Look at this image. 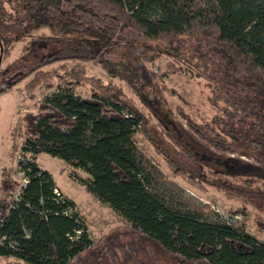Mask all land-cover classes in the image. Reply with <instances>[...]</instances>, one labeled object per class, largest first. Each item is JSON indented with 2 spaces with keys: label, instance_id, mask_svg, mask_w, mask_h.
I'll list each match as a JSON object with an SVG mask.
<instances>
[{
  "label": "trees",
  "instance_id": "trees-1",
  "mask_svg": "<svg viewBox=\"0 0 264 264\" xmlns=\"http://www.w3.org/2000/svg\"><path fill=\"white\" fill-rule=\"evenodd\" d=\"M13 1L15 12L0 15L22 38L31 37L39 46L70 39L87 53L58 57L52 48L48 58L0 71V99L17 86L31 101L38 88L54 90L15 129H22L23 137L22 160L15 169L20 168L27 183L20 186L13 180V167L0 176V264H101L102 258L121 254V261L129 262L125 254L138 251L137 244L118 243L120 237L149 243L186 263L264 264V240L258 238L264 231V0L0 4ZM34 33L40 34L32 37ZM12 39L0 33V60L9 58ZM119 49L143 66L144 89L161 111L151 108L146 114L126 102L124 91L113 82L123 75L101 60L105 52ZM162 58L168 61L159 76L150 67ZM64 59L100 66L109 80L89 75L81 65L43 70ZM182 65L210 81L214 94L209 117H191L178 103L165 108L166 91L186 103L163 82ZM77 87L86 95L77 94ZM138 137L162 160L168 177H180L200 192L210 187L240 200V207L229 212L235 216L249 208L255 229L249 231L242 222L231 225L217 215L210 220L179 200L160 197L136 153ZM41 154L86 174L87 179L71 177L129 227L93 244L74 202L37 164ZM68 209L71 215L64 214ZM113 239L116 245L103 257H93Z\"/></svg>",
  "mask_w": 264,
  "mask_h": 264
},
{
  "label": "rangeland",
  "instance_id": "rangeland-1",
  "mask_svg": "<svg viewBox=\"0 0 264 264\" xmlns=\"http://www.w3.org/2000/svg\"><path fill=\"white\" fill-rule=\"evenodd\" d=\"M18 5L16 1L12 4L1 3L0 14L14 13V9ZM0 33L12 37V49L7 60H0V71L4 68L16 70L18 67L29 66L35 60L42 57H50L52 48H54L55 55L58 57H66L70 55L86 54L87 50L83 51L80 44L72 40H67L61 44L54 43L47 46H39L31 41V37H23L21 31H17L12 22L3 21L0 15ZM40 34V33H39ZM37 34H31L36 37ZM70 41L71 43H69ZM61 46V47H60ZM85 52V53H84ZM78 53V54H77ZM81 53V54H80ZM104 65H110L117 69L123 75L124 79L119 77L113 79V82L120 86L125 93V100L129 104L143 110L146 114L151 113V108L156 111H161V107L155 104V100L148 97L144 89V78L142 79L141 69L142 65L137 62L131 55L123 49L107 51L101 58ZM166 58L153 64L151 70L159 76H162V66L167 62ZM66 66L81 65L89 75L96 76L103 81H108V76L101 69L100 66H95L90 62H72L68 59L61 60L59 64L44 67L43 70L49 71L55 69L58 65ZM181 71L174 72L167 77H163V82L167 88H172L185 100L186 103L180 102L176 93L166 91L164 95L165 108L173 109L175 104L182 105L186 113L191 117L199 118V116L209 117L211 115V98L214 91L208 86L210 81L202 78V76H194L190 74V70L182 65ZM54 91V90H52ZM52 91H45L43 88H38L34 92L35 99L31 101L23 92L22 86H17L11 92L0 99V176L8 168L14 169L12 178L16 183H21V178L16 174L17 162L22 160L19 153L23 142L22 129L15 130L20 125L24 114L33 111L36 105L43 97L50 94ZM77 94L86 95L84 90L79 87L75 88ZM153 101V102H152ZM160 107V109H159ZM153 134H158L154 128H151ZM136 153L143 158L144 168L150 175L154 188L158 195L165 199H175L182 202L185 207L193 209L195 212L207 216L208 219L213 220L216 215L223 221L230 222L231 225L238 226L240 222L246 225L249 231L255 229L256 224L252 220L253 212L245 207L244 212L232 216L229 209H236L240 207V200H231L224 197L218 190L208 187V191L200 192L193 187L186 185L180 177H168L167 170L162 160L157 157L153 149L145 143L141 138H136ZM16 149V151L13 150ZM12 155V156H11ZM36 162L42 170L47 171L55 181L59 190L76 205L77 211L85 222L87 233L96 244L102 237L112 235L115 236V229L129 227V224L118 214L114 213L108 206L98 202L88 191L73 178L87 179V175L83 172H73V169L64 164L61 160L52 158L46 154H41L36 157ZM72 174L74 177L72 178ZM1 195V194H0ZM261 208L264 209V203ZM111 232H113L111 234ZM110 237V236H109ZM259 239L264 240V231L258 235ZM119 242L135 243L136 251H128L126 256L130 257L129 262H123L124 254L119 255V258L108 259L102 258L101 264H192L186 263L175 256L169 257L163 254L160 250L154 249L149 243L141 244L140 241H134L128 238H117ZM116 239V240H117ZM116 240L113 239L106 245L99 246L96 249L94 256L103 257L104 252L108 247L116 245ZM133 247L134 246H130ZM127 252V251H126ZM135 255H130V254ZM92 257V258H93ZM196 264V263H193Z\"/></svg>",
  "mask_w": 264,
  "mask_h": 264
},
{
  "label": "built area",
  "instance_id": "built-area-1",
  "mask_svg": "<svg viewBox=\"0 0 264 264\" xmlns=\"http://www.w3.org/2000/svg\"><path fill=\"white\" fill-rule=\"evenodd\" d=\"M16 174L21 178V183H20V186H24L26 183H27V181H26V179H25V177H24V174H23V172L20 170V168L18 169L17 168V172H16ZM54 194L59 198V193H58V191L57 190H54ZM15 196H18V190H17V192L14 194V197ZM71 213H72V211L71 210H66V212L64 213L65 215H71ZM80 232H77V234H79Z\"/></svg>",
  "mask_w": 264,
  "mask_h": 264
},
{
  "label": "crops",
  "instance_id": "crops-1",
  "mask_svg": "<svg viewBox=\"0 0 264 264\" xmlns=\"http://www.w3.org/2000/svg\"><path fill=\"white\" fill-rule=\"evenodd\" d=\"M65 164V163H64Z\"/></svg>",
  "mask_w": 264,
  "mask_h": 264
}]
</instances>
